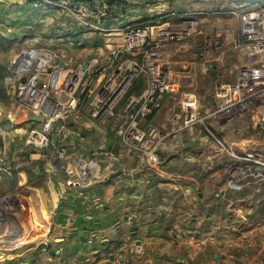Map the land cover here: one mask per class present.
I'll use <instances>...</instances> for the list:
<instances>
[{
  "label": "built area",
  "instance_id": "1",
  "mask_svg": "<svg viewBox=\"0 0 264 264\" xmlns=\"http://www.w3.org/2000/svg\"><path fill=\"white\" fill-rule=\"evenodd\" d=\"M4 2L0 0V5ZM47 2L76 14L85 32L99 31L109 36L86 57L64 58L59 46L45 45L11 61L18 78L16 102L43 121L37 130L43 139H26L25 144L37 147L53 170L63 172L68 186H87L103 168L122 165L121 146L141 159L155 160L161 151L179 147L181 129L192 132L196 126L203 127L209 141L234 160L237 177L264 173V7L252 4L245 8L237 31L214 18L211 35L197 38L204 20L193 11L150 16L166 17L164 21H133L118 10L120 4L125 5L122 0ZM108 16H112L110 22H106ZM228 30L237 32L240 38L236 77L230 83L221 82L215 101L204 105L190 85V76L175 70L172 53L174 47L184 43L210 55L212 49L223 46V32ZM22 77H26L24 82ZM166 98L173 101L172 120H181V127L170 130L150 120ZM2 114L5 111L0 108ZM78 115L88 116L96 125L112 127V134L99 145L85 147V135L68 130L66 125L67 118ZM236 119L246 124L250 135L230 145L216 125L231 124ZM56 123L61 125L54 132ZM20 130L12 124L2 126L0 140L16 141L22 136ZM52 144L54 151L47 152ZM5 170L11 173L10 168ZM185 193H189L188 188ZM23 200L18 188L0 192V250L24 244L14 238L23 229L18 219ZM133 250L140 254L143 248L137 245ZM123 264L134 263L126 260Z\"/></svg>",
  "mask_w": 264,
  "mask_h": 264
},
{
  "label": "crops",
  "instance_id": "2",
  "mask_svg": "<svg viewBox=\"0 0 264 264\" xmlns=\"http://www.w3.org/2000/svg\"><path fill=\"white\" fill-rule=\"evenodd\" d=\"M44 1L29 3L38 2L39 10L45 12L56 10ZM122 1L125 5L120 4L118 10L126 18L128 1L136 3V15L142 4H146L148 17L181 12L170 5L179 0ZM61 25L68 26L64 19ZM77 27L70 28L75 34H70L67 43L58 45L64 58H79L72 49L89 39L87 32L94 33ZM173 63L179 74L193 79L192 66ZM173 107L171 98H166L150 120L170 130L181 127V120H172ZM235 129L233 123L222 125L220 133L239 144L240 133L236 138L229 133ZM22 137L0 140V192L18 188L24 197L18 217L23 229L14 236L24 244L0 250V255L8 256L4 260L38 256V264H123L126 260L134 264H225L242 259L245 264H264V210L257 211L264 209V173L258 182L236 175L231 182L224 180L217 166L226 155L209 141L203 127L196 126L192 132L181 129L179 147L161 151L155 160L141 159L121 146L122 165L103 168L95 181L79 188L68 186L63 172L53 170L40 150L27 153L30 146ZM33 137L41 135L36 132ZM35 161L34 179L28 184L16 182L17 175L25 179L23 167ZM229 187L234 214L227 218L222 205ZM137 245L143 248L140 254L133 250Z\"/></svg>",
  "mask_w": 264,
  "mask_h": 264
},
{
  "label": "rangeland",
  "instance_id": "3",
  "mask_svg": "<svg viewBox=\"0 0 264 264\" xmlns=\"http://www.w3.org/2000/svg\"><path fill=\"white\" fill-rule=\"evenodd\" d=\"M34 0H17L14 3L5 2V5L0 6V106L4 111L10 112L12 120L7 119V113L0 115V126L12 124L22 130V138L25 141L29 139L33 140V135L37 130L43 126V121L36 120V114L21 107L15 100V88L18 84V78L14 74L11 68V61L17 55L30 54L35 48L40 46H53L57 47L67 43L70 34H75L70 31L71 27L78 26V18L76 14L68 12L62 6L54 5V9L48 12L39 10V6L31 5L29 2ZM158 3L152 2L151 4ZM44 4V3H43ZM258 4L260 7H264V0H179L173 2L171 8L181 12L193 11L204 20L199 28L197 38H204L210 34L212 28V21L214 18H218L224 26L228 28H239L241 13L249 5ZM136 3L127 2L128 6V20H166V17H148V13L145 11L146 4L137 6L139 10L138 15L134 12ZM44 10V9H43ZM53 12V13H52ZM78 15H83L82 12H78ZM64 19L68 26L61 25V21ZM66 27V28H64ZM78 28V27H77ZM93 32V31H91ZM69 33V34H68ZM76 36V35H75ZM90 36V37H89ZM86 37H89L84 44H78L75 49H72L78 57L85 56L92 51L97 42H103L109 36L104 33L95 31L94 33L87 32ZM113 39V38H112ZM223 46L221 48H214L211 50L210 57L204 50H201L196 45L181 43L174 47L172 60L174 62H181L183 64H189L192 66L193 79L190 81L192 88L198 94L202 104L207 105L215 101L216 92L221 82L230 83L235 80L236 71L235 66L239 64V51L237 48V41L240 40L237 32L225 31L222 36ZM84 42V41H83ZM91 54V53H90ZM231 64L229 67L228 65ZM180 75H183L180 73ZM136 87V86H135ZM135 88H132L134 90ZM130 90V92L132 91ZM83 118V119H80ZM74 123V124H72ZM92 122L88 116H72L67 118L66 125L68 130L81 132L83 136V142L85 147L99 145L105 138L112 134V127L105 128L101 126V129H96L92 126ZM235 131L229 132L232 137L236 138L240 133L238 142H243V139L247 138L249 130L244 122L241 120H233ZM91 124V125H90ZM61 123H56L54 132L60 127ZM217 129H222V126L216 125ZM228 130V129H227ZM39 133V132H37ZM42 139V138H41ZM57 140L54 134V142ZM230 145L234 143L228 140ZM54 145H50L47 152H53ZM39 153L37 147L30 145L27 153ZM38 154H34V157H38ZM226 160V161H225ZM35 161L25 168L24 177H15V181L19 184H26L32 181L33 171L32 168L37 167ZM223 164L218 165L223 171L224 180L234 179L233 164L234 160L231 157H225ZM22 169V171H23ZM259 176H245L241 179H252L258 182ZM24 179V180H23ZM15 182V183H16ZM261 183V182H260ZM225 195V196H224ZM232 192L229 187L226 194H223L222 213L225 217L230 218L234 214L232 206H230L229 199ZM264 209L259 208L257 211L262 213ZM242 226H246L244 223ZM229 252L231 248L229 247ZM7 255H0V264H38L35 256L33 259L25 260L23 257L6 259ZM11 257V256H9ZM245 264L242 259L234 260L232 262H225V264Z\"/></svg>",
  "mask_w": 264,
  "mask_h": 264
},
{
  "label": "trees",
  "instance_id": "4",
  "mask_svg": "<svg viewBox=\"0 0 264 264\" xmlns=\"http://www.w3.org/2000/svg\"><path fill=\"white\" fill-rule=\"evenodd\" d=\"M76 1H86V0H76ZM112 19V16H108L106 22H110Z\"/></svg>",
  "mask_w": 264,
  "mask_h": 264
},
{
  "label": "water",
  "instance_id": "5",
  "mask_svg": "<svg viewBox=\"0 0 264 264\" xmlns=\"http://www.w3.org/2000/svg\"><path fill=\"white\" fill-rule=\"evenodd\" d=\"M21 80L24 82L26 80V77H22ZM35 119L38 120V116H35Z\"/></svg>",
  "mask_w": 264,
  "mask_h": 264
},
{
  "label": "bare ground",
  "instance_id": "6",
  "mask_svg": "<svg viewBox=\"0 0 264 264\" xmlns=\"http://www.w3.org/2000/svg\"><path fill=\"white\" fill-rule=\"evenodd\" d=\"M41 135V134H40ZM43 136L41 135V138H42ZM43 139V138H42Z\"/></svg>",
  "mask_w": 264,
  "mask_h": 264
}]
</instances>
